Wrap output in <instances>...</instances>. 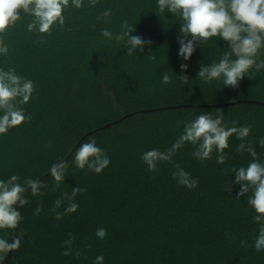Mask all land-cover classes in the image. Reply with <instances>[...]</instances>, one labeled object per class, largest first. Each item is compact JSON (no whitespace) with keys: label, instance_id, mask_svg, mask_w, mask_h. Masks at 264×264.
<instances>
[{"label":"trees","instance_id":"trees-1","mask_svg":"<svg viewBox=\"0 0 264 264\" xmlns=\"http://www.w3.org/2000/svg\"><path fill=\"white\" fill-rule=\"evenodd\" d=\"M107 9L111 16L97 20ZM64 15L65 25L49 35L29 32L32 18L21 13L2 36L9 51L0 55V69L13 68L34 81L35 92L22 106L31 121L0 135V179L17 175L22 185L33 179L45 186L43 196L26 193L29 203L18 209L24 217L20 247L0 264H94L99 255L103 264H264V251L254 247L259 225L247 202L250 193L236 198L240 185L231 169L252 159L247 151L237 152L241 140L229 139L224 164L217 163L215 152L204 162L194 158L190 143L170 161H160L157 171H149L141 158L146 151L171 148L183 122L222 109L227 126L233 120L236 126H252L243 142L264 161L258 143L264 138V71L245 76L236 89L198 79L201 64L219 61L227 43L214 37L183 60L178 55L181 24L171 13L160 17L156 0H99L95 7L84 0L81 9L69 7ZM125 20L136 25L133 35L152 41L150 47L126 55L114 38ZM102 29L113 38L102 36ZM182 64L188 65L186 72ZM165 73L169 84L162 83ZM180 75L189 77L186 84ZM158 107L164 108L142 111ZM92 139L110 159L99 174L73 162L79 146ZM59 162L69 167L56 187L50 169ZM177 166L198 179V187L189 189L174 179ZM228 184L231 192L225 190ZM77 186L86 189L73 201L78 210L57 219L56 212L64 213L69 204L63 194L71 196ZM58 198L62 205L53 211ZM100 228L106 230L104 239L96 236ZM0 236L17 238L11 229Z\"/></svg>","mask_w":264,"mask_h":264},{"label":"clouds","instance_id":"clouds-1","mask_svg":"<svg viewBox=\"0 0 264 264\" xmlns=\"http://www.w3.org/2000/svg\"><path fill=\"white\" fill-rule=\"evenodd\" d=\"M95 7L99 0H89ZM84 0H0V55L8 54V47L2 36L6 35L10 27L21 20V13L29 15L32 19L27 24L29 32L37 31L40 34H51L56 26L65 25V10L69 7L81 9ZM156 11L161 14L171 13L180 22V45L178 55L185 61L190 60L196 51L197 45L204 46L212 38L216 37L227 43V50L219 61L210 64H201L197 78L205 83L222 81L224 87L236 89L240 82L248 76L264 71V0H156ZM111 16V9L105 10L100 17L107 19ZM136 25L129 24L127 20L122 23V31L115 35V39L123 43L127 49L126 55L143 52L145 46H151V40H145L140 35H133ZM102 36L107 39L113 38L109 29H102ZM43 43V41H41ZM155 60V56H151ZM182 71L186 72L187 64L181 65ZM186 84L189 77L180 75ZM162 83H171V77L165 73ZM35 92L34 81L16 73L15 69H0V135H5L10 129L21 126L26 121H31L32 115L26 114L23 105L27 104ZM177 122V126L180 125ZM184 127L177 141L165 152L158 149L146 151L142 159L147 164L149 171H157L160 161H170L173 154L186 143L195 146L194 158L204 162L217 154V163L224 164L228 156L225 152L229 148V139L235 135L242 142L237 146V152L247 153L252 157L247 166L232 167L235 175V184L240 185L237 199L248 195L247 202L256 215L253 222L259 225V232L254 241L256 252L264 251V161L258 158L255 147L244 143L251 134L252 126H236L238 121L233 120L232 126L224 123L222 109H216L215 114L201 112L191 121L183 122ZM264 147V138L258 141ZM74 164L83 170L87 168L94 173H101L110 164V159L95 139L83 143L75 152ZM69 164L59 162L54 164L50 173L56 187L65 180ZM174 179L182 186L189 189L198 187L199 181L192 178L190 173L177 166ZM17 175L10 176L7 180L0 179V231L17 230L24 219L18 210L29 203L26 193L33 196H43L41 188L44 187L39 180L28 179L22 185ZM226 191L231 192L230 185H226ZM86 191L79 186L72 189L71 196L63 194V199L69 201L64 213L56 212V218L62 219L63 215L74 213L79 205L74 203L77 194ZM63 200L55 201L53 211L59 209ZM41 207H37L35 213L39 215ZM106 230L100 228L96 236L100 239L106 237ZM71 242L66 241L69 245ZM242 244L247 246L246 241ZM20 247V240L13 237L11 240L0 236V260ZM65 251L63 255H70ZM104 257H96L94 264H103Z\"/></svg>","mask_w":264,"mask_h":264},{"label":"water","instance_id":"water-1","mask_svg":"<svg viewBox=\"0 0 264 264\" xmlns=\"http://www.w3.org/2000/svg\"><path fill=\"white\" fill-rule=\"evenodd\" d=\"M173 107H178V105L173 106ZM161 108H164V107H158V108H155V109H145V110H142V111L156 110V109H161ZM136 112H137V111L131 112L130 114H128V115H126V116L132 115V114H134V113H136ZM123 118H125V116L122 117V118H120V119L114 120V121L111 122V123H108V124L104 125L102 128H106L107 126H109V125H111V124H113V123L119 122V121H121ZM98 129H101V128H98ZM98 129H95L94 131H97ZM15 232H16V236H17V238L20 239V238H19V234H18V229L15 230ZM11 253H12V252L9 253L10 256H11Z\"/></svg>","mask_w":264,"mask_h":264}]
</instances>
